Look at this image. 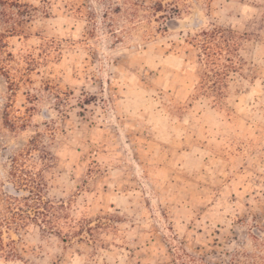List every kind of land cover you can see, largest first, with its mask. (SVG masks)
I'll return each instance as SVG.
<instances>
[{"label": "rangeland", "instance_id": "rangeland-1", "mask_svg": "<svg viewBox=\"0 0 264 264\" xmlns=\"http://www.w3.org/2000/svg\"><path fill=\"white\" fill-rule=\"evenodd\" d=\"M19 2L0 264H264V0Z\"/></svg>", "mask_w": 264, "mask_h": 264}, {"label": "trees", "instance_id": "trees-1", "mask_svg": "<svg viewBox=\"0 0 264 264\" xmlns=\"http://www.w3.org/2000/svg\"><path fill=\"white\" fill-rule=\"evenodd\" d=\"M23 4H21L19 2V0H0V26L4 27V31L3 33H0V56L6 53V48L8 47L7 42L5 41V39L7 38V35L5 34L6 32L9 33H17L18 29H19V20H17L18 15H21V11L20 9L22 8ZM26 6V5H24ZM14 10V11H11ZM3 62V61H0ZM3 69H5L3 67L2 64H0V71H4ZM20 156V155H18ZM11 162L13 165V177H18L17 175H20L22 173H24V170H19L16 169L17 165H18V157H13L11 158ZM33 179V178H32ZM17 181V180H16ZM35 189V187H34ZM33 190V189H32ZM31 196H29V198H24V200L28 203L31 201V203L33 204V206H38L40 203L39 201V197H41V192L39 190V192L35 193L33 191L30 192ZM33 195V197H32ZM38 197V198H34V197ZM37 199V200H35ZM39 203V204H38ZM19 211L20 208H18ZM16 212H13V214H15ZM35 213H39V211H36ZM28 220H32L33 218L31 216H28L27 218ZM9 221V220H8ZM9 223V222H8ZM12 224L10 223L9 226H11ZM16 230H22V228L24 227V224H16Z\"/></svg>", "mask_w": 264, "mask_h": 264}]
</instances>
